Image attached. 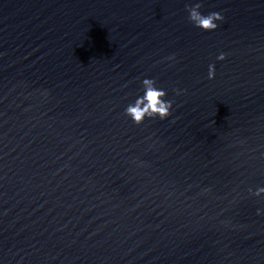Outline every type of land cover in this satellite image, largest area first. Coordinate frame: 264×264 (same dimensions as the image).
Returning a JSON list of instances; mask_svg holds the SVG:
<instances>
[{
	"label": "water",
	"instance_id": "obj_1",
	"mask_svg": "<svg viewBox=\"0 0 264 264\" xmlns=\"http://www.w3.org/2000/svg\"><path fill=\"white\" fill-rule=\"evenodd\" d=\"M261 187L264 0H0V264H264Z\"/></svg>",
	"mask_w": 264,
	"mask_h": 264
},
{
	"label": "clouds",
	"instance_id": "obj_2",
	"mask_svg": "<svg viewBox=\"0 0 264 264\" xmlns=\"http://www.w3.org/2000/svg\"><path fill=\"white\" fill-rule=\"evenodd\" d=\"M202 4L196 3L190 6L188 11L190 13L189 19L195 24L196 27L202 28L205 31H214L219 25L216 21H223L224 17L219 12H211L207 15L201 13L200 9ZM174 60L175 57H168ZM219 60L226 59V55L221 53L218 57ZM209 79L215 78V65H209ZM144 92L133 103H130L126 109L125 114L131 118L136 125L144 123L146 118L154 119L159 117L161 120L168 118L171 115L173 108V101L167 100V92L156 86L154 79L146 78L142 81ZM177 94L180 92L177 90ZM251 192L252 190L249 189ZM264 193V187L259 188L253 195L259 196ZM259 214V212H258Z\"/></svg>",
	"mask_w": 264,
	"mask_h": 264
}]
</instances>
